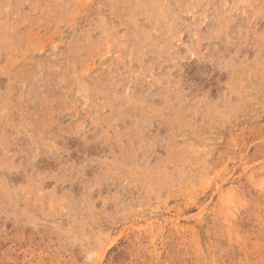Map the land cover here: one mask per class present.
<instances>
[{
	"label": "rangeland",
	"instance_id": "rangeland-1",
	"mask_svg": "<svg viewBox=\"0 0 264 264\" xmlns=\"http://www.w3.org/2000/svg\"><path fill=\"white\" fill-rule=\"evenodd\" d=\"M0 264H264V0H0Z\"/></svg>",
	"mask_w": 264,
	"mask_h": 264
}]
</instances>
